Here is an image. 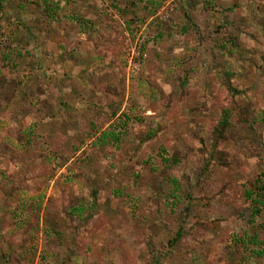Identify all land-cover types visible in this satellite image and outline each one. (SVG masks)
Masks as SVG:
<instances>
[{
    "label": "rangeland",
    "instance_id": "1",
    "mask_svg": "<svg viewBox=\"0 0 264 264\" xmlns=\"http://www.w3.org/2000/svg\"><path fill=\"white\" fill-rule=\"evenodd\" d=\"M0 2V264H264V0Z\"/></svg>",
    "mask_w": 264,
    "mask_h": 264
},
{
    "label": "trees",
    "instance_id": "2",
    "mask_svg": "<svg viewBox=\"0 0 264 264\" xmlns=\"http://www.w3.org/2000/svg\"><path fill=\"white\" fill-rule=\"evenodd\" d=\"M152 2H150V3H152ZM202 3H204V9L207 8L205 6V4L208 6L211 5L207 1H203ZM197 5H199L198 0H189V6L191 7V9H195L197 7ZM210 8H211V6H210ZM0 9H1V2H0ZM48 11L49 10L46 9V12H48ZM220 46H221V48H223L222 43H220ZM233 46L239 47V44L234 43ZM181 86H183V85L181 84ZM225 93H226V95H224V97H223V103L224 104H222L219 107L221 109V113H222L221 119L218 123V126L213 129V131L210 135L211 148H209V150L203 149V152L201 153L203 159L201 160L202 165H201V169L198 172V176H197L198 182L204 183L206 181V179L208 178V176L210 175V172L212 171V167L214 165L213 162L214 161L216 162L217 160L220 161V156L222 153L218 150V145L221 141L225 140L226 134L229 131L230 127L232 125H235L231 121L234 119V112L236 111L237 107L239 106V100L246 95V89H244V88L240 89L236 85H233L232 83L228 82L227 85L225 86ZM204 96L206 99H209L210 102L212 100V102L215 105H217V103L220 104V100L218 99L217 96L214 97L212 94H207V93L204 94ZM243 125H245V127H247L246 124H243ZM248 125H250V124H248ZM111 137H112L111 134H105L104 135L105 139H110ZM151 137H152L151 139L153 140V138H155L156 135H152ZM103 139L102 140L100 139L102 143H103ZM161 161L164 164V167H168V166H171L173 164L175 165L177 163L176 158H170L167 155L161 156ZM171 185L173 186L172 187V191H173L172 197L175 200H178V196L176 195V193L179 189L178 179L173 178L171 180ZM244 196H245V199L247 201H249L252 218L256 217L257 215H259V213L261 211L264 210V186H262V185L256 186L255 191L245 190ZM84 213H85V209L82 205H79V207H76V208H71L70 206L67 207V214L69 216H73L75 218V220L78 221L74 224V226L83 225V223H84L83 221L85 220V218H82V217H83ZM87 219H88V217H87ZM80 230H78V231H80ZM180 238H181V234L178 233L177 238L174 241L177 242V240H179ZM240 243H244V241H241ZM252 245L255 247L253 250V254L256 256V259L263 261L264 260V237H261L259 235H258V237H253L252 238Z\"/></svg>",
    "mask_w": 264,
    "mask_h": 264
}]
</instances>
